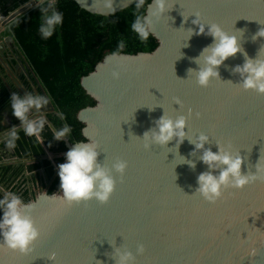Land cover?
Masks as SVG:
<instances>
[{
  "label": "water",
  "instance_id": "1",
  "mask_svg": "<svg viewBox=\"0 0 264 264\" xmlns=\"http://www.w3.org/2000/svg\"><path fill=\"white\" fill-rule=\"evenodd\" d=\"M74 1L106 17L136 2L112 0L113 11L104 7V0ZM33 3L28 0L5 15L0 2V35L34 8ZM168 6L171 10L152 30L158 42L154 51L109 53L80 82L96 103L77 114L83 138L98 144L101 164L110 167L117 159L128 164L122 180L114 174V195L107 204L92 200L68 206L59 199L60 191L39 194L31 202L40 239L27 254L0 241V264H52L48 257L53 253L55 264H116L117 250L131 252L135 264H264V181L225 190L220 200L210 203L195 194L198 175L208 169L200 153L192 155L194 146L187 139L178 148L173 140L167 147L149 149L140 140L165 109L173 119L188 118L189 136L208 135L212 142L205 147L213 152L218 143L239 152L245 158L243 172L254 173L259 159L264 164V95L241 89L239 74L232 72L244 56L229 58L219 68L221 80L207 88L187 72L198 67L193 58L212 43L207 35L188 39V29L199 31L192 23L195 13L203 23H217L236 34L255 59L264 50V38L252 39L264 28V0H168ZM10 47L18 50L12 37L0 41V77L11 73ZM113 54L118 59L109 62ZM20 66L31 71L25 61ZM114 69L120 72L118 79L112 76ZM73 144L67 143V151ZM181 157L196 167L181 164Z\"/></svg>",
  "mask_w": 264,
  "mask_h": 264
},
{
  "label": "clouds",
  "instance_id": "2",
  "mask_svg": "<svg viewBox=\"0 0 264 264\" xmlns=\"http://www.w3.org/2000/svg\"><path fill=\"white\" fill-rule=\"evenodd\" d=\"M43 5L44 0H40ZM146 4V0H136L135 8L141 9ZM104 7L112 9V0H104ZM151 11H145L135 16L130 28L141 42H146L152 35L154 25L159 22L165 14L171 9L168 6V0H151L147 5ZM41 22L39 24V34L41 39L51 38L58 26L63 23V14L56 10L53 0H48L47 5L41 7ZM114 11V10H113ZM195 20L192 21L199 31L188 29L193 35H207L212 38V43L205 46L199 55L193 58V63L198 67L187 70L188 77L192 76L198 86L207 88L213 81L221 80L219 68L238 53L244 56V63L236 65L232 72L239 74L240 81L238 86L244 91H253L259 95H264V56L259 50L255 59L249 57L241 46V39L236 34L226 32L217 23H203L200 13H195ZM185 20V18H184ZM187 20H185L186 22ZM264 38V28H261L252 39ZM187 39V40H188ZM187 46V44H185ZM125 43L121 40L118 49H123ZM118 59L117 54L109 58V62ZM112 76L118 79L120 72L112 71ZM237 84V83H236ZM49 103L46 96L25 93L20 95L13 92L10 96L9 106L11 114L20 122L24 135L40 139L41 133L46 124L49 128L52 125L48 123L43 115L36 118H30L33 110L40 112ZM179 104L180 100L176 99ZM159 106V105H157ZM149 108V111L157 107ZM162 107V106H159ZM163 108V107H162ZM164 109V108H163ZM191 114V112H189ZM63 119V113H57ZM199 116V114H197ZM188 118L179 115L173 119L164 109L163 115L154 121V127L143 134V147L151 148L153 145L167 147L169 142L176 140L177 148L185 139L194 146L192 155L200 153L199 160L206 165L207 171L200 173L197 177L198 187L195 194L204 200L215 203L220 200L225 190H243L256 181H264V164L259 159L255 166V172L248 170L242 171L245 164V158L239 152H233L230 147L216 144L217 151L213 152L210 145V137L206 134H199L191 137L187 131ZM17 127L13 126L7 133L5 147L13 149L19 139ZM53 140L63 141L65 137L70 136L71 128L65 124L60 129H52ZM99 146L93 141H77L65 154V162L57 166L60 181L59 199L63 203L71 206L73 204L86 203L95 200L100 204H107L116 191L117 174L121 177L125 175L128 164L126 161L117 159L110 167L98 160ZM182 158L181 164H187L195 168V162ZM35 204L25 203L22 198L11 191H5L0 196V241L2 245L9 250L18 251L27 254L32 246L40 239L41 231L37 227L33 218ZM138 252H143V246L138 248ZM116 264H135V258L129 251L117 250ZM48 260L55 264L56 256L53 253Z\"/></svg>",
  "mask_w": 264,
  "mask_h": 264
},
{
  "label": "trees",
  "instance_id": "3",
  "mask_svg": "<svg viewBox=\"0 0 264 264\" xmlns=\"http://www.w3.org/2000/svg\"><path fill=\"white\" fill-rule=\"evenodd\" d=\"M27 1L0 0L5 15L14 12ZM47 2L48 0L44 1L43 5L39 4L18 17L3 37L8 35L13 38L56 110L63 113V119L59 116L52 118L55 129L67 124L71 128V143L84 141V125L78 121L77 114L96 103L82 88L81 79L94 71L95 66L109 53L137 54L152 52L158 47V42L152 35L146 42H141L130 28L135 16L144 13L151 0H146L145 6L139 10L133 5L108 17L91 14L74 0H53L56 10L63 14V23L56 28L51 38L44 40L41 39L38 28L41 22L40 9ZM121 40L125 43L122 50L118 49ZM8 106V96L4 95L0 107L4 110ZM49 129L51 128L45 126L41 133L44 146L55 153L65 152V143L54 141L53 132ZM37 147H40L43 155V147L36 143ZM63 162L62 157L56 159L57 166ZM45 165L48 177L56 174L50 183L49 192L59 191L58 171L50 167L49 163L45 162ZM44 181L41 177L43 187Z\"/></svg>",
  "mask_w": 264,
  "mask_h": 264
},
{
  "label": "flooded vegetation",
  "instance_id": "4",
  "mask_svg": "<svg viewBox=\"0 0 264 264\" xmlns=\"http://www.w3.org/2000/svg\"><path fill=\"white\" fill-rule=\"evenodd\" d=\"M8 37L7 35L3 38ZM7 54L11 56V61L8 64L11 73L6 74L4 72L2 77H0V101L4 95L8 96L10 100V96L13 92L20 95L33 93L46 96L49 99L48 105L40 112L33 110L30 114V118L43 115L48 123L52 125V128L49 129V131H52V129H55L52 118L58 116V111L52 103L51 98L40 83L37 85L39 80L33 71H27L26 73L21 68L20 62L25 61V58L20 50L18 49L16 52H13L12 47H10L7 48ZM13 126L18 128L17 132L19 139L16 142L15 148L8 149L5 147V139L8 131ZM45 126H48V124ZM63 142L67 148V143H71L70 136H68L67 140L65 138ZM36 143L43 147V155L40 153V147L36 148ZM66 152L67 150L65 152L55 153L44 146L41 137L37 140L36 137L24 135L22 128H20V122L11 114L10 106L4 110L0 107V196H2L5 191H11L18 194L25 203H28L43 192L50 193V183L54 180L56 174L51 177L47 176L45 162L49 163L50 167L58 171L56 159L62 157L65 162L63 154ZM52 155H54L53 158ZM41 177L45 179L44 187L41 184Z\"/></svg>",
  "mask_w": 264,
  "mask_h": 264
},
{
  "label": "crops",
  "instance_id": "5",
  "mask_svg": "<svg viewBox=\"0 0 264 264\" xmlns=\"http://www.w3.org/2000/svg\"><path fill=\"white\" fill-rule=\"evenodd\" d=\"M40 4H41V3H40ZM37 5H39V4H35V3H33V6H34V7L37 6ZM2 39H3V34L0 35V41H2Z\"/></svg>",
  "mask_w": 264,
  "mask_h": 264
},
{
  "label": "built area",
  "instance_id": "6",
  "mask_svg": "<svg viewBox=\"0 0 264 264\" xmlns=\"http://www.w3.org/2000/svg\"><path fill=\"white\" fill-rule=\"evenodd\" d=\"M45 1V0H44ZM35 4H40V0H34Z\"/></svg>",
  "mask_w": 264,
  "mask_h": 264
},
{
  "label": "rangeland",
  "instance_id": "7",
  "mask_svg": "<svg viewBox=\"0 0 264 264\" xmlns=\"http://www.w3.org/2000/svg\"><path fill=\"white\" fill-rule=\"evenodd\" d=\"M54 157V155H52V158Z\"/></svg>",
  "mask_w": 264,
  "mask_h": 264
}]
</instances>
